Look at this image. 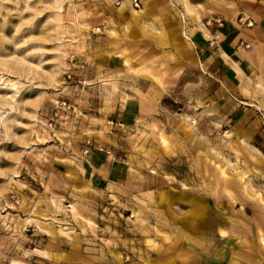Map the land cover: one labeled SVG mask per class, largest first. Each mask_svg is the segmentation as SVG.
<instances>
[{"label": "rangeland", "instance_id": "374dc122", "mask_svg": "<svg viewBox=\"0 0 264 264\" xmlns=\"http://www.w3.org/2000/svg\"><path fill=\"white\" fill-rule=\"evenodd\" d=\"M119 6L0 0V264H264V0Z\"/></svg>", "mask_w": 264, "mask_h": 264}, {"label": "built area", "instance_id": "2783aa9c", "mask_svg": "<svg viewBox=\"0 0 264 264\" xmlns=\"http://www.w3.org/2000/svg\"><path fill=\"white\" fill-rule=\"evenodd\" d=\"M111 2L112 5L114 6H119L121 5L123 2H127L129 3L133 8H140L141 6V0H109ZM239 21H242V18L239 19ZM244 22H246L247 26H251L252 25V21L248 20V19H244ZM219 25H221L220 21L218 20ZM242 44V43H241ZM247 46V45H246Z\"/></svg>", "mask_w": 264, "mask_h": 264}, {"label": "bare ground", "instance_id": "6f19581e", "mask_svg": "<svg viewBox=\"0 0 264 264\" xmlns=\"http://www.w3.org/2000/svg\"><path fill=\"white\" fill-rule=\"evenodd\" d=\"M119 10H120V11H126V10H133V8H130L126 2H123V3L119 6ZM134 12H136V11H134Z\"/></svg>", "mask_w": 264, "mask_h": 264}]
</instances>
